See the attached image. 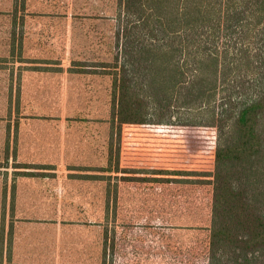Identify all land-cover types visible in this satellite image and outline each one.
<instances>
[{"label": "trees", "instance_id": "1", "mask_svg": "<svg viewBox=\"0 0 264 264\" xmlns=\"http://www.w3.org/2000/svg\"><path fill=\"white\" fill-rule=\"evenodd\" d=\"M118 4L109 264H264V0Z\"/></svg>", "mask_w": 264, "mask_h": 264}, {"label": "crops", "instance_id": "2", "mask_svg": "<svg viewBox=\"0 0 264 264\" xmlns=\"http://www.w3.org/2000/svg\"><path fill=\"white\" fill-rule=\"evenodd\" d=\"M9 12L16 22L0 23V159L16 165H0V187L8 185L0 205L12 206L0 217L9 221L0 229V264H109L114 171L106 139L102 151L85 138L73 147L77 161L86 151L100 164L71 163L64 123L47 119L82 76L66 71L64 53L42 49L46 23H31L27 11L25 19L18 9Z\"/></svg>", "mask_w": 264, "mask_h": 264}, {"label": "rangeland", "instance_id": "3", "mask_svg": "<svg viewBox=\"0 0 264 264\" xmlns=\"http://www.w3.org/2000/svg\"><path fill=\"white\" fill-rule=\"evenodd\" d=\"M118 1L0 0L1 24L16 22L9 12L11 9H18L20 11L18 16L22 17L21 19H25L23 15L27 11L29 13L27 20L32 21L31 23H46L47 27L42 28L41 32L42 38L48 40L41 44L42 49L45 44L50 53H64L67 58L65 65L73 71H81V73L69 72L82 78L73 79L71 92L64 95L65 102L62 109L49 110L47 113L48 120L64 123V126L59 125V127L65 129L66 136L64 135L63 139L69 146V154H66V157L72 159L71 163L90 162L92 165L99 163L100 159L94 155L88 160L86 151L82 152L81 156L78 155L77 161L75 153L78 150L73 147L75 143L82 146L83 138L90 140L94 152H97V149L101 150V144L104 142L100 139L104 136L106 146L111 153L112 138L115 133L112 116V80L109 75L104 74L105 70L100 66L102 63L110 64L115 57V37L119 27ZM55 38H58L57 43L53 40ZM33 48L39 49L36 46ZM0 161L1 166L16 165V159L13 163L12 158H1ZM5 182L7 183L6 179ZM0 192L8 193V185L0 187ZM11 214L12 206L0 205V217L6 218ZM7 225H9L8 220L2 221L0 229H6Z\"/></svg>", "mask_w": 264, "mask_h": 264}]
</instances>
